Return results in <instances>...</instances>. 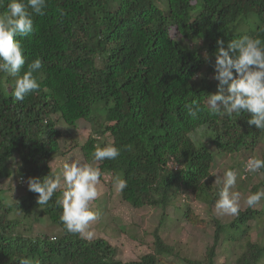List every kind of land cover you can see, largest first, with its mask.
Listing matches in <instances>:
<instances>
[{"label": "trees", "instance_id": "1", "mask_svg": "<svg viewBox=\"0 0 264 264\" xmlns=\"http://www.w3.org/2000/svg\"><path fill=\"white\" fill-rule=\"evenodd\" d=\"M8 3L0 0V14ZM43 11L32 16V33L14 37L25 58L20 75L37 58L42 61L33 73L39 90L16 101L15 78L0 71V180L12 174L14 158L21 182L53 175L49 163L59 152L61 133L52 117L71 127L82 119L90 125L80 146L85 162L93 161L92 153L104 146L99 139L108 135L120 155L97 162V168L111 181H127L119 193L123 202L160 209L161 215L151 252L124 262L104 239L66 233L56 203L59 189L44 206L28 189L12 204L0 197V264L24 258L39 264H172L170 258L216 264L220 247L237 244L232 264L264 260V243L250 239L249 226L262 225L264 211L253 207L227 223L213 220L202 259L181 258L158 229L180 195L206 205L219 199L210 185L215 156L208 145L215 153H251L264 136V129L247 123L249 114L222 117L206 103L218 84L211 78L216 41L226 46L245 35L264 41V0H116L112 8L110 0H46ZM193 101L200 107L195 117L185 108ZM197 131L195 144L189 135ZM175 210L185 223H202L188 205ZM45 219L59 232L29 237L32 224Z\"/></svg>", "mask_w": 264, "mask_h": 264}, {"label": "clouds", "instance_id": "2", "mask_svg": "<svg viewBox=\"0 0 264 264\" xmlns=\"http://www.w3.org/2000/svg\"><path fill=\"white\" fill-rule=\"evenodd\" d=\"M46 0H9L7 10L0 14V71L15 78L13 96L16 101H22L30 92L38 91L33 73L41 69L42 61L37 58L20 75L25 65L23 48L19 40L14 37L18 34L26 36L33 31V15H44L43 9ZM31 9V12H29ZM214 53V72L217 92L207 96L206 103L210 109L220 116L232 118L242 113L250 115L249 125L257 129H264V41L251 38L247 35L226 44L223 40L216 41ZM207 59V55H205ZM187 113L195 117L200 107L197 101L185 104ZM129 149L131 146H127ZM120 155V149L109 145L97 147L92 153L94 162L105 159L114 160ZM264 169V160L250 158L245 165V172L255 174ZM102 173L99 168L91 165H81L78 162L64 164L59 173L47 175L42 180L30 177L27 180L28 190L38 194V206L47 205L53 194L63 182L64 191L57 204L62 207L60 221L67 234H79L81 238L91 240L94 236L89 231L90 222L98 219L96 213L90 211V203L98 196L97 185ZM113 187L116 193H121L127 187V181L120 176L113 178ZM215 183L222 185L219 199L215 203L217 213L237 215L239 212L240 193L230 194V188L236 183V172L228 169L223 177H216ZM262 198L264 191L250 193L244 200L248 207L255 206ZM20 264H39L24 258Z\"/></svg>", "mask_w": 264, "mask_h": 264}, {"label": "rangeland", "instance_id": "3", "mask_svg": "<svg viewBox=\"0 0 264 264\" xmlns=\"http://www.w3.org/2000/svg\"><path fill=\"white\" fill-rule=\"evenodd\" d=\"M157 1L159 3V0ZM110 2L111 8L116 5V0H110ZM214 75L211 76L212 79ZM216 92L217 87L212 94ZM52 118L55 120V127L61 135L58 139L59 152L49 163L51 170L59 173L62 171L64 164H71L73 162L97 167L98 163L94 161L87 164L80 150V146L84 144L90 134L89 123L81 119L71 127L60 119L59 116L54 115ZM198 135L199 131L189 136L193 142H196V140L198 141ZM202 138L204 140L206 139L204 136ZM99 141L103 143V147L111 145V138L108 135L101 137ZM208 148L215 156V164L210 179V185L213 188L212 192L216 194V191H220L222 187V185L215 183L216 177L219 176L222 178L224 172L228 169L234 170L236 172V183L229 191L230 194L240 193V199L238 201L239 211L244 210L247 207L244 200L250 193L264 191V173L259 171L251 175L248 179L241 180L239 178V171L241 170L243 160L247 157H255L263 160L264 136L259 140L257 146L251 153L231 155L215 153L211 145H208ZM16 161L17 159L14 158L9 162L12 174L8 178L0 180V197L8 204L18 201L28 189L27 181L26 183L20 181L15 166ZM111 180L108 175H101L100 177V183L97 185L98 196L90 203V211L96 213L98 219L90 222L88 230L94 233L91 240L101 238L114 247L118 259L124 262L135 261L151 252L153 248L152 233L158 227L161 211L160 209L149 207L133 209L121 200ZM59 190L63 193V182ZM215 203L213 205H206L195 201L191 196L186 199V196L180 195L174 201V205L166 209V217L161 219L162 225L158 228L159 233L168 245L173 246L178 251L181 258L202 259L206 245L211 242L214 230L213 220L227 223L234 217L233 215L217 213ZM183 205L190 206L202 223L191 225L183 222L180 218L181 211H177L176 213L175 210L176 207L181 208ZM253 208L264 211V198L253 206ZM261 223L263 224L260 225L257 221L249 223L252 229L250 239L264 243V221ZM58 232L59 229L45 219L42 224H32L29 237H35L39 234L54 236ZM239 253L240 249L238 244L233 246L231 250L229 246H222L218 250L216 264H232ZM169 261L172 264H181L174 258H170ZM259 264H264V260Z\"/></svg>", "mask_w": 264, "mask_h": 264}, {"label": "built area", "instance_id": "4", "mask_svg": "<svg viewBox=\"0 0 264 264\" xmlns=\"http://www.w3.org/2000/svg\"><path fill=\"white\" fill-rule=\"evenodd\" d=\"M251 157H247L244 162H243V166H242V171H243V174H242V179H244L247 175H249L250 173H247L245 172V165H246V162L250 159Z\"/></svg>", "mask_w": 264, "mask_h": 264}]
</instances>
